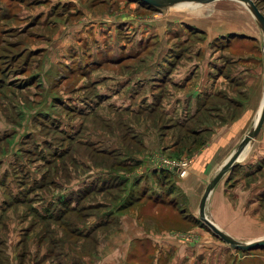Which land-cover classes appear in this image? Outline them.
<instances>
[{
	"label": "crops",
	"instance_id": "1",
	"mask_svg": "<svg viewBox=\"0 0 264 264\" xmlns=\"http://www.w3.org/2000/svg\"><path fill=\"white\" fill-rule=\"evenodd\" d=\"M127 1L133 8L137 5L149 9L146 4L139 5L137 0ZM254 2L264 14V0ZM55 3L69 5V16H81L80 20L65 22L72 29L68 40L69 37L76 38L77 44H80L79 37L81 41L92 40L96 46L88 49L86 54L94 51L97 55H115L104 58L92 70L86 62L81 65L82 76L88 77V85L93 89L96 87L88 100L108 106L115 115L128 122L149 116L158 118V115L167 119L169 122L162 125V151L171 152L186 133H208L209 139L205 140L203 147L193 149L183 175L178 174L179 168L169 170L158 157L150 161L147 153H130L125 145L100 146L97 151L112 154L117 158V166L128 167L130 171L112 169L99 172L95 190H101L106 183H110L105 185L108 187L126 181L129 187L124 197L129 199L128 205L121 207L123 203L102 200L105 206H101L99 211L88 212L78 208L85 211V220L71 223L69 232H56L53 224L37 223L36 232L31 236L30 229L26 230L27 225H20L19 235L16 233L17 238L10 242V232L5 227L12 225L0 224L3 226L0 228V244L4 252L0 255V264H201L204 260L202 251L210 245L200 239L184 240L170 234L174 231L171 229L177 228H171L166 219L155 225L148 221L147 213L171 208L182 211L190 221H195L203 187L255 122L263 101L264 42L253 15L240 2L242 8L226 14L188 13L185 16L167 9L165 14L151 13L144 15L146 17L130 11L115 16L108 12L96 15L97 11L92 8L84 6L86 10L82 9L78 0H56ZM177 8L200 12L204 6L188 4ZM91 10L95 12L91 13ZM119 29L122 32L118 34L120 37L117 36ZM115 36L117 43L112 45L110 38L115 39ZM140 39L144 40L142 44ZM158 40L161 46H154ZM104 43L109 46H104ZM128 59L130 61H123ZM256 61L261 64L257 65ZM105 63L115 64L114 74L100 73L107 65ZM98 66L101 68L97 69ZM138 121L129 127L131 136L137 139V148L160 156L157 154L156 137L153 132H148L149 122H140L142 127H138ZM179 135L181 137H177ZM170 139L175 140L171 142ZM107 140L102 138V141ZM42 178L43 174L36 175L32 181L34 189L40 185L35 183L41 182ZM85 185L86 192H83ZM90 186L87 175L62 187L54 195L35 192L30 196L31 210L44 221L55 219L64 206L58 208L54 202L49 207L44 206V200L52 201L53 196L58 195L69 196L73 204L65 209L72 210L74 204H79V199L94 190H89ZM11 191L0 190V198L21 195L19 191L14 194ZM24 196L29 198L28 194ZM234 199H246V206L240 210L233 203ZM145 200L152 204L149 209L142 210ZM9 202L0 210L5 209ZM208 206L211 207L210 214L206 213L208 218L234 239L239 236L235 233L237 228L227 218L230 214L251 210L254 218L248 227L258 231L264 226L263 223L259 228V223L253 221L256 215H264V122L240 157L212 188L205 209ZM257 206L259 209L254 211ZM245 213L250 214L249 211ZM41 229L46 231L41 232ZM197 231L202 232V228ZM261 232L252 238L263 236ZM206 233L208 231L205 230ZM68 235L81 239L82 243L85 240V251L72 247ZM226 245L222 249L226 251L222 252L224 255L234 249ZM246 257L239 258L241 264ZM236 259L230 264H234ZM213 264H227L226 258L213 259Z\"/></svg>",
	"mask_w": 264,
	"mask_h": 264
},
{
	"label": "rangeland",
	"instance_id": "2",
	"mask_svg": "<svg viewBox=\"0 0 264 264\" xmlns=\"http://www.w3.org/2000/svg\"><path fill=\"white\" fill-rule=\"evenodd\" d=\"M55 1L0 0V190L11 193L12 189L13 194L19 191L22 196L29 192V198H20L11 202L5 209L0 210V224L12 225L5 227L10 232L9 242L17 238V234L19 235L20 225H27V229H25H30L29 235L31 236L36 232L35 224L37 223L53 224L56 232H64L71 230V223H79L85 220V211L81 210H89L88 212L101 210V206H105L103 204L105 201L102 200L123 203L121 207L128 205L127 200L129 202V199L124 197L129 187L126 181L108 187L105 185H110V183H106L101 190H95L96 185L94 183L97 181L99 172L112 169L122 172L130 171L128 167L117 166V158L112 154L97 151L100 146L110 148L125 145L132 154L134 152L147 153L150 161L154 157H158L157 159L162 162L168 160L187 166L193 149L203 147L206 143L205 140L209 139L208 133L200 135L180 134L181 136L184 135L180 144L176 145L171 152L162 151L160 150L163 135L162 125L169 122L167 119L158 115V118L149 116L137 120L131 119L128 122L115 115L108 106L100 105L94 100H88V96L93 95L96 87L93 89L91 85H88V77L82 76L81 65L86 62L92 70L104 58H113L115 55H97L94 51L92 54H86L88 49L92 50V47L96 46L92 40L81 41V37H79L78 42L81 45L77 44L76 38L73 40L72 37H69L68 40L72 29L66 24L67 21L78 18L80 20L81 16L76 14L74 17L69 16L67 14V10L70 9L68 8L69 5L62 6ZM78 2L82 9L86 10L84 6H87L97 11L91 10V13L95 12L97 15L108 12L111 16L130 11L146 17L144 15L151 13L165 14L164 11L167 9L174 10L173 14L185 16H188V13L190 15L195 13L215 14L217 12L226 14L242 8L235 0L181 1L163 8L148 5L147 8L149 9L137 5L133 8L127 0H78ZM137 2L139 5L146 4L140 0ZM188 4H196L202 8L204 6V9L200 12H193L177 8ZM262 9L264 10V6ZM119 33H122L120 29L117 32L118 37H120ZM65 36L67 40L64 39ZM110 41L113 43L112 45H116V36L115 39L111 37ZM143 41L140 39L139 43L142 44ZM153 45L161 46V42L158 40ZM104 46L109 45L104 43ZM140 56H145V54H140ZM123 61L128 62L130 60ZM105 64L107 65L102 67L100 73L102 72L104 75L114 74L115 64ZM256 64L261 63L256 61ZM100 68L97 67V69ZM209 110L211 109L209 108ZM136 121H138V127H142V122H149L148 132H153L156 137L157 148L159 149L157 154L160 156H154L153 151L148 153L137 148L139 146L136 144L137 139L131 136L129 130V127L134 125ZM173 131L175 132L176 129ZM173 135H171V139ZM180 135L177 137H181ZM104 137L108 139L106 142L102 141ZM164 143L163 141L162 144ZM147 146L150 147V145ZM185 146L187 148L183 150ZM161 168L166 167L161 166ZM168 169L171 170V168ZM40 173L43 174V178L41 182L35 183L40 185L34 189L32 181L35 180L36 175L40 176ZM87 175L91 183L89 190H94L88 191L82 200L79 199V204H74V209H65L67 205L73 204L72 200L69 199L71 197L65 195L59 197L58 195L57 197L53 196L54 200H44L42 203L48 207L53 202L55 203L53 205L58 208L64 206L54 217L55 219H45L44 221L31 210L32 198L30 196L33 193L54 195L62 187ZM7 181L9 182L7 183ZM82 191L86 192V185ZM17 196L19 197L20 194ZM11 198L15 197L11 195V197L5 196L4 199L0 198V207L7 205L12 200ZM228 199L232 201L230 197ZM234 200L233 203L238 205L240 210L246 206V199ZM145 202L147 201L145 200ZM145 202L141 205L142 210L149 209V205L152 204ZM78 208L82 209L77 210ZM209 209H211L210 206L205 209V214H210ZM257 209H259L258 206L253 210L257 211ZM245 211H249L251 215ZM149 213H147L149 222L159 225V220L166 219V223H169L171 228H177L171 229L174 231L170 234L179 238L182 237L184 240L200 239V241L206 242L208 246L210 245L207 250L203 249L202 251V259L204 260L201 264H213V259L219 261L223 256L226 258L227 264L236 258L234 264H238V262L241 264V259H239L241 256H250L243 258L246 260L243 262L244 264H257V262L264 264V260H262L264 247L249 250L233 247V252L229 251L224 255L222 252L226 251L222 249H225L228 243L215 236L197 213V216H194L196 217L195 221H190L182 211H173L171 208L164 211L159 208L152 210L151 214ZM253 215L251 210L243 209L242 214L227 216L237 228L235 233L239 237L236 240L245 242L260 234L264 226L258 231L248 227V223L254 218ZM153 218H156L157 221H154ZM253 221L259 223L260 228V225L264 223V215H256ZM2 227L0 225L1 229ZM199 227L202 228L203 233L197 231ZM205 230L208 233L205 234ZM42 231L46 230L41 229ZM19 232L22 233V231ZM261 233L263 234L264 231ZM71 234L74 235V231ZM72 235H68L70 237L69 244L71 243L70 245L78 251H83L85 240L82 243L81 239ZM91 245L92 240L90 239ZM2 253L4 252H2L1 243L0 255ZM210 261L212 262L209 263Z\"/></svg>",
	"mask_w": 264,
	"mask_h": 264
},
{
	"label": "water",
	"instance_id": "3",
	"mask_svg": "<svg viewBox=\"0 0 264 264\" xmlns=\"http://www.w3.org/2000/svg\"><path fill=\"white\" fill-rule=\"evenodd\" d=\"M144 3L153 5L157 8H163L168 7L170 5H173L175 3L181 2V1H193V2H202V1H209V0H140ZM243 4L251 14L253 15V18L255 19L258 27L261 30L263 42H264V14L261 12V10L257 7L254 0H235ZM263 101L261 104V107L258 111V114L256 116V120L251 126V128L243 135L241 140L238 142L237 146L233 149V151L230 153V155L226 158V160L219 166L217 172L214 174V176L207 182L206 186L204 187V190L200 196L199 203H198V216L199 218L208 226V228L213 232V234L217 237H219L224 242L228 243L230 246L242 250H249L252 248L257 247H263L264 246V236L251 239L245 242L238 241L234 238H232L229 234L224 232L222 229H220L212 220H210L207 215L205 214V202L207 200V197L212 190V188L215 186V184L219 181V179L222 177V175L225 173L226 170H228L234 162L240 157L242 152L245 150L247 145L254 139V137L257 135L262 123L264 122V44H263Z\"/></svg>",
	"mask_w": 264,
	"mask_h": 264
},
{
	"label": "built area",
	"instance_id": "4",
	"mask_svg": "<svg viewBox=\"0 0 264 264\" xmlns=\"http://www.w3.org/2000/svg\"><path fill=\"white\" fill-rule=\"evenodd\" d=\"M163 163L169 168H176V169L179 168L178 169L179 175H183L185 173L184 165L182 166L181 164H177L168 160H164Z\"/></svg>",
	"mask_w": 264,
	"mask_h": 264
},
{
	"label": "trees",
	"instance_id": "5",
	"mask_svg": "<svg viewBox=\"0 0 264 264\" xmlns=\"http://www.w3.org/2000/svg\"><path fill=\"white\" fill-rule=\"evenodd\" d=\"M51 157H52V155H51ZM31 189H33V188H31ZM29 192H27V193H25V194H28ZM24 199V198H26L25 196H22V195H20L18 198H11L12 200H10V202L9 203H11V202H13V201H16L17 199L19 200V199Z\"/></svg>",
	"mask_w": 264,
	"mask_h": 264
},
{
	"label": "bare ground",
	"instance_id": "6",
	"mask_svg": "<svg viewBox=\"0 0 264 264\" xmlns=\"http://www.w3.org/2000/svg\"><path fill=\"white\" fill-rule=\"evenodd\" d=\"M184 169H185V173H186V166H184ZM185 173H184V174H185Z\"/></svg>",
	"mask_w": 264,
	"mask_h": 264
},
{
	"label": "flooded vegetation",
	"instance_id": "7",
	"mask_svg": "<svg viewBox=\"0 0 264 264\" xmlns=\"http://www.w3.org/2000/svg\"><path fill=\"white\" fill-rule=\"evenodd\" d=\"M147 4V3H146ZM147 5H150V4H147ZM153 6V5H152Z\"/></svg>",
	"mask_w": 264,
	"mask_h": 264
}]
</instances>
